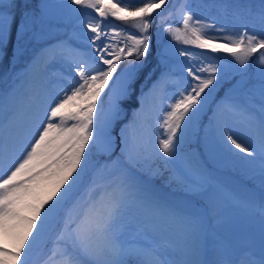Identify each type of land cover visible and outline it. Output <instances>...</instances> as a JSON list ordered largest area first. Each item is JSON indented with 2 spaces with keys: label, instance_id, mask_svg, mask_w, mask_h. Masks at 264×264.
<instances>
[{
  "label": "snow or ice",
  "instance_id": "1",
  "mask_svg": "<svg viewBox=\"0 0 264 264\" xmlns=\"http://www.w3.org/2000/svg\"><path fill=\"white\" fill-rule=\"evenodd\" d=\"M68 4L85 17L81 24L90 35L77 38L87 50L59 41L0 78V104L35 76L46 85L23 133L5 135L0 122V264H29L38 247L41 264H264V0L205 5L239 20V27L202 20L191 0L172 8L169 0ZM49 7L0 0V60L7 58L10 69L27 51L25 41L39 42L50 29ZM173 18L178 25L165 23ZM157 20V30L185 47L159 50L160 75L137 94ZM207 52L231 61L221 69ZM176 53L190 61L179 75L171 66ZM56 62L68 67L66 75L57 74L67 81L63 86L48 79ZM249 67L257 68L254 75ZM219 72H236L239 79L213 111L205 144L214 134L216 146L241 165L247 185L260 191L259 238L243 245L221 234L217 211L221 203L238 202L240 190L184 151ZM168 81L175 86L171 96L160 87ZM134 96L139 107L123 123L124 104ZM148 112L155 130L141 131L138 117ZM14 120L15 113L9 126ZM178 159L182 167L172 168L165 183L177 185L179 202L152 184Z\"/></svg>",
  "mask_w": 264,
  "mask_h": 264
},
{
  "label": "rangeland",
  "instance_id": "2",
  "mask_svg": "<svg viewBox=\"0 0 264 264\" xmlns=\"http://www.w3.org/2000/svg\"><path fill=\"white\" fill-rule=\"evenodd\" d=\"M43 1L50 5L48 9V13L51 18V27L50 29L46 30L44 38L41 41H39L38 44L34 48H31L28 59H30L41 48L46 47L48 45L58 44L59 41H66V40L71 39L73 44L74 42H79V43H83L84 45H87V42L83 41L82 39L77 38L78 34L81 32L88 34V35H90V33H87V30L84 29L81 24V21L84 20L85 17L72 11V9H74L75 6L69 5L68 0H43ZM133 1L140 2L141 0H133ZM178 3H179V0H169L168 8H172L174 5ZM208 3H210V0L191 1L192 7L196 9L197 15L202 20L209 21V22L215 20V22L218 25H228L230 27H239L241 23L239 20L231 17L230 15L226 16L220 9L210 8V7L205 6ZM163 10L164 9H162L161 11ZM93 15H95V13H93ZM171 21L172 23L170 24H172L173 26H176L179 24L178 19L173 18L171 19ZM156 22L157 21L154 22L153 27L149 30V34H150L149 55L144 60L145 65L141 69L140 78L136 83L137 94L139 93L142 84L145 83V81H142V79L149 65L150 66L153 65V67H156V69L158 70L156 71L155 76L151 78L150 80H148L149 82L143 87L144 91H147L149 88H151L153 86L154 80L159 77L160 67L157 64V59H158L157 53L159 50L167 48L169 51H171L175 48L185 47L182 44H177L170 35H168L167 33L163 31L162 28L160 30H157L155 26ZM258 27L259 25H257V28ZM129 30L135 31L134 29H129ZM210 35L219 36L220 33L210 32ZM188 50L191 52L201 51L199 49H195L192 47H189ZM206 54L208 56L218 57L219 59L214 60L212 62L217 63L221 69H224L225 64L227 62H230L226 59L228 57L227 54L220 53V52H217L215 54L211 52H207ZM172 59H173V64L171 66L176 71L177 75L180 74L179 69L184 64L190 63V61L186 60L185 58L179 57L178 53H176L172 57ZM27 60H25L23 63H20V67L14 69V71L20 70L24 66V63ZM177 61H179L180 63H176ZM121 65L122 66H120V70L123 71L125 64L122 63ZM9 72H10V66H9L8 59L4 58L3 60H0V78H3L5 74H8ZM67 72H68V69L63 68L61 65V62L60 63L56 62L53 66H51V71L48 73V79L51 81H56L60 83V85H62L63 82L65 84L67 83V81H59V77L57 74L66 75ZM221 73H225V72H219L217 75L219 76ZM72 75H74V72L72 73ZM184 75H186V73H184ZM174 78L175 77H173V79ZM37 79L38 80L36 81V84L27 83V81L25 83L20 84L17 89L16 95L12 97L11 99L5 100L3 104H0V122H2L5 125L3 129L5 135H9V134L14 135L18 131H24L27 128L32 111L37 105L38 99L40 98V95H39V91L41 87L40 84H42L43 81L41 80L39 76L37 77ZM164 88L168 90L169 96H171L172 92L175 91V86L173 83L168 84ZM35 90L36 92H34ZM225 96L226 95L216 98L214 101H212V103L210 104L209 110H208V114H207L209 115V119L212 116L215 107L220 102H222V98H224ZM164 106L165 107L167 106V101H165ZM105 107L107 108V104H105ZM138 107L139 105L137 104L135 100V96L132 101L124 104L125 113L123 114V123H128L133 120V113ZM13 113H15V120L13 122L14 124L9 126V117L12 116ZM207 123L208 124L205 126L204 129L208 127L209 121ZM138 124L142 125L141 131H147L148 125H151V130H155L154 117L150 112L145 113L141 115L140 117H138ZM238 135H240V133H238ZM200 139L202 141V146L204 148L205 154L207 155V158L210 161H212L215 165L221 166V167L233 166V167H236V169H239V171H241V165L238 162L229 159L226 156V154L223 153L216 146L214 134L212 133L209 134L207 146L205 144V130L203 131V134L200 136ZM209 149H211L212 151L211 157L209 156ZM117 152H118V149H117ZM182 165H183V160L178 159L177 161L174 162V164L171 167L180 168L182 167ZM217 171L219 172V170ZM223 178L227 179L230 182V179L228 177H223ZM232 184L234 187H236L234 183ZM259 201H260V198L258 199L256 204H253V193L247 192L245 190H242V191L240 190L238 202L221 203L218 206L217 211L222 218L220 232L224 235L226 239L234 243L241 244V245L247 243L251 237H255L258 240L259 232H260V224H261ZM54 233H55V228H51L49 235H54ZM166 237H167L166 232L161 233L162 239ZM41 255L43 254L40 248L38 247L37 249L34 250L32 256L30 257L29 264H33L37 260V258H39Z\"/></svg>",
  "mask_w": 264,
  "mask_h": 264
},
{
  "label": "trees",
  "instance_id": "3",
  "mask_svg": "<svg viewBox=\"0 0 264 264\" xmlns=\"http://www.w3.org/2000/svg\"><path fill=\"white\" fill-rule=\"evenodd\" d=\"M43 0H31L32 5L40 4ZM193 1V0H191ZM44 2V1H43ZM141 2V1H140ZM138 1H133V3H140ZM219 16V15H217ZM159 20H157L156 23H158ZM166 24L172 23L171 20L165 21ZM57 34V33H56ZM38 44L37 41L28 39L25 41L24 46L26 47L27 51L23 56L19 58L18 61H13L15 64V69L20 67V63H23L25 60L28 59L29 57V52L31 48H34ZM228 61H231V58L228 56L226 58ZM145 65V63H144ZM122 66V65H121ZM150 66V65H149ZM147 67L145 75L142 79V81H145L144 84H142L141 87H144L149 81L150 78H153L156 74V67L150 66ZM14 69H10V71H13ZM9 71V70H8ZM7 71V72H8ZM257 71L256 67H249L248 72L249 75H254ZM151 74L149 79H146V77ZM6 76V74H5ZM4 76V77H5ZM219 83H217L214 88L212 89L211 94L207 97V102L204 105V108L202 112L200 113L199 117L197 118L195 125L193 127H190L187 131V136H186V142L184 145V151L193 154L199 161H202L206 163V165L210 168L219 170V173L221 174L222 177H228L230 179V182L234 183L235 186L239 190H245L247 192H252L253 193V201H257L260 198V191L259 188H252L251 186L247 185V181L244 179L243 174L239 169H236V167L233 166H226V167H221L215 165L212 161H210L207 158V155L204 152V148L202 146V141L200 139V136L203 134V131L205 130V126L208 124L207 122L209 121V115L208 110L210 107V104L212 101H214L216 98H219L222 95H225L229 92L231 84L239 79V76L237 75L236 72H228V73H221L219 76ZM198 129V131L196 130ZM243 155V154H240ZM96 158V157H95ZM94 158V159H95ZM99 159H103V157H99ZM172 167H169V170L165 172L164 176H157L152 179V184L160 189L164 193H169L173 196L174 199L177 201L180 200L181 193L177 190V185L172 184L170 187L165 183V181L168 179L169 175L171 174ZM222 234V233H221ZM223 235V234H222ZM224 236V235H223ZM43 259V255H41L33 264H41V260Z\"/></svg>",
  "mask_w": 264,
  "mask_h": 264
},
{
  "label": "bare ground",
  "instance_id": "4",
  "mask_svg": "<svg viewBox=\"0 0 264 264\" xmlns=\"http://www.w3.org/2000/svg\"><path fill=\"white\" fill-rule=\"evenodd\" d=\"M71 38V37H70ZM74 44L76 45V46H78V47H81V48H83V49H85V50H87L86 48H87V45H84L83 43H79V42H74ZM53 46H58V44H54ZM38 52V51H37ZM36 52V53H37ZM35 53V54H36ZM57 63H60V62H57ZM55 64V63H54ZM53 64V65H54ZM52 65V66H53ZM61 65H62V67L63 68H66V69H68V67H67V64H65V63H63V62H61ZM57 72V71H56ZM55 73V72H54ZM55 75V74H54ZM37 77L38 76H35L34 78H32L31 80H29V81H27V83H35L36 84V81L38 80L37 79ZM52 77V76H51ZM40 81V80H39ZM63 84H64V82L62 83V85L61 86H63ZM168 84H172V82L171 81H168V82H163V83H161V85H160V87L161 88H164L165 86H167ZM36 86V85H35ZM40 91H39V95H40V98L38 99V101H37V104L40 102V100H41V94H42V90H43V88L44 87H46V85L44 84V83H42V84H40ZM48 87H51V86H48ZM33 88H34V86H33ZM34 92H36V90L34 91ZM221 103V102H220ZM217 107V106H216ZM216 107H215V109H216ZM214 109V110H215ZM14 124V123H13ZM7 131V130H6ZM15 131V130H14ZM24 131H18L17 133H15L14 135H17V134H21V133H23Z\"/></svg>",
  "mask_w": 264,
  "mask_h": 264
}]
</instances>
